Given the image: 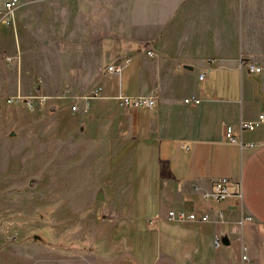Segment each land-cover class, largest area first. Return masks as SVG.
I'll return each mask as SVG.
<instances>
[{
	"label": "crops",
	"instance_id": "obj_1",
	"mask_svg": "<svg viewBox=\"0 0 264 264\" xmlns=\"http://www.w3.org/2000/svg\"><path fill=\"white\" fill-rule=\"evenodd\" d=\"M8 1L0 52L14 60L0 98L20 130L0 148L23 171L7 177L2 225L51 195L69 227H90L85 237L125 264H264V0H16L10 12ZM97 87L82 112L76 98ZM119 94L156 104L121 106ZM28 95L44 103L24 109ZM221 177L242 197L205 198ZM171 209L208 219L171 220Z\"/></svg>",
	"mask_w": 264,
	"mask_h": 264
},
{
	"label": "rangeland",
	"instance_id": "obj_2",
	"mask_svg": "<svg viewBox=\"0 0 264 264\" xmlns=\"http://www.w3.org/2000/svg\"><path fill=\"white\" fill-rule=\"evenodd\" d=\"M2 27L6 31L8 30L7 26L2 25ZM13 60L5 52H0V75L3 71V64L5 62L11 64ZM1 86L6 87L7 85L2 84ZM64 93L62 92V94ZM86 94V92L79 93L80 96ZM29 97L41 98L39 95L23 97L20 102L24 106L20 105L24 109L27 107L24 100ZM10 98L7 99L8 102ZM94 100H89V108ZM72 104L73 102L69 103V108ZM6 105L8 104L4 97L0 98L1 139H8L10 129L20 130L18 124L11 123L13 120L10 121L11 114ZM44 108H46L45 110L51 109L49 105H45ZM32 121L34 122V120ZM4 150L0 148V264H26V261L27 264H125V261L115 259L117 253L114 246L111 247L113 250L106 252L102 245L92 243L89 236L85 237V235H89L90 227L86 229L80 224L69 227L66 212H61L62 215L56 213V209L60 206L64 209L63 205L66 207V203L61 201L56 204L53 202L54 196L51 195H44L43 203H29L27 209L31 213L28 212L21 218H15L13 214L11 221L8 219V222L2 225V220L4 223L5 219L3 213L7 210L6 204L10 199V195L5 192L7 177L23 171V161L19 157L3 156ZM34 185V182L29 185L28 181L24 187L31 189ZM17 202L18 200L13 196L12 206H15ZM36 205L37 208H35ZM40 205L42 206L40 207ZM59 219H61L60 222H58ZM57 258L59 259L57 260Z\"/></svg>",
	"mask_w": 264,
	"mask_h": 264
},
{
	"label": "built area",
	"instance_id": "obj_3",
	"mask_svg": "<svg viewBox=\"0 0 264 264\" xmlns=\"http://www.w3.org/2000/svg\"><path fill=\"white\" fill-rule=\"evenodd\" d=\"M16 0H9L6 3V9L8 12H10L13 7L15 6ZM146 54L148 56H153V52L151 50H147ZM129 58H126L125 61H128ZM241 66H244L247 68L249 72H257L260 70V67L254 65L253 63L249 61H241ZM121 69V65L119 64H109L106 67V70L108 72H118ZM203 78V73H200L199 79ZM100 87H97L91 91L90 94H86L84 96H78L76 100H82V108L81 111L84 112L88 108V100L94 99L99 95ZM65 94V93H64ZM117 101L119 105L126 106V107H137V108H151L155 106L156 99L153 96L148 97H141V96H126L119 94L117 95ZM14 98H10L9 101H12ZM26 106L29 109H32L36 106H40L44 103V98H26L24 100ZM185 103H198L199 99H191V98H185ZM70 110L72 113L79 110V106L77 102H74ZM264 119V116L260 114L258 116V120L262 121ZM255 127V123L251 121H240L238 125V130L242 132L243 130H252ZM226 136L232 140H236L232 135V128L230 126H227L226 128ZM230 197H242V183L234 178L230 177H221L213 181L211 189L208 193H206L205 198L211 199L213 201H224ZM168 219L176 220V221H185V220H200V221H206L208 219L207 213H202L198 215L195 212H186L183 210L176 211L174 209H171L167 213ZM243 259H246V256L242 255Z\"/></svg>",
	"mask_w": 264,
	"mask_h": 264
}]
</instances>
